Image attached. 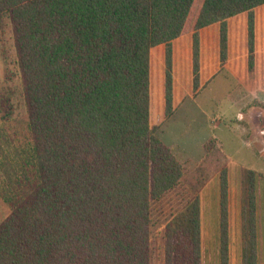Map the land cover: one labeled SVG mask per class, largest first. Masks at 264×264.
<instances>
[{
  "label": "trees",
  "instance_id": "1",
  "mask_svg": "<svg viewBox=\"0 0 264 264\" xmlns=\"http://www.w3.org/2000/svg\"><path fill=\"white\" fill-rule=\"evenodd\" d=\"M196 0H0L12 24L27 110V137L0 127V264H151V204L174 189L182 167L149 126V53L164 46V117L172 115L171 43ZM264 0H202L192 34L246 13L253 64L254 9ZM1 119L12 105L0 99ZM17 144H16V143ZM206 150L212 149L207 147ZM256 173L242 181L241 264L258 261ZM161 264H202L198 197L167 223ZM216 264H229L228 178L218 175Z\"/></svg>",
  "mask_w": 264,
  "mask_h": 264
},
{
  "label": "rangeland",
  "instance_id": "2",
  "mask_svg": "<svg viewBox=\"0 0 264 264\" xmlns=\"http://www.w3.org/2000/svg\"><path fill=\"white\" fill-rule=\"evenodd\" d=\"M201 2L195 1L180 39L181 42L187 39L190 46ZM212 28L202 33L201 68L199 64V71L202 69L208 74L207 81L199 82L193 91L194 98L185 99L169 118H165L163 113V88L160 85L163 65L156 61V51L151 54L149 126L157 129V137L170 149L183 171L179 184L151 204V264H161L162 237L167 223L197 197L201 209L202 264H216L217 175L221 167L230 173L232 182H238L236 175L239 177L241 171L242 181L245 170L256 172V213L260 218L257 252L259 263L264 262V227L260 224L264 221V11L254 20L252 66L249 65L246 22L243 24L237 19L230 27L227 25L224 64L220 63L219 56V25ZM214 28L218 33L215 60ZM4 97L10 99L12 115L8 121H3V112H0V127L15 134L16 141L22 143L27 137V110L13 28L7 17L0 28V99ZM206 144L212 149L207 151ZM242 199V192L240 198L233 187L229 264H241L239 216ZM9 213V207L0 198V223Z\"/></svg>",
  "mask_w": 264,
  "mask_h": 264
},
{
  "label": "crops",
  "instance_id": "3",
  "mask_svg": "<svg viewBox=\"0 0 264 264\" xmlns=\"http://www.w3.org/2000/svg\"><path fill=\"white\" fill-rule=\"evenodd\" d=\"M261 11H264V5H261L257 8L254 9V20L257 18V14L259 15V13H261ZM246 13H241L239 15H236L234 17H231L229 19H227V25L230 27L231 23L234 20L240 19L241 22L244 24V22H246ZM216 27V24L210 25L208 27H205L201 30H199V64H200V68L202 67L203 64V56H202V50H203V45L202 43V33L204 31H206L209 28L212 27ZM213 29V28H212ZM213 35V50H214V60H215V54H216V38H217V30L216 28H214V34ZM182 36H180L179 38L175 39L174 41H172L171 43V48H172V115L173 113L183 104L184 100L187 98H194V92L192 89V53H191V49H192V45H189V42L187 41V39H184L181 42ZM192 41V40H191ZM192 44V43H191ZM153 51H156V61L158 60L159 63L162 62L163 65V61H164V46L163 45H159L156 46L154 48H152L150 50L149 53V83H150V71H151V54L153 53ZM163 67V72H162V76H160V85H162L161 88H163V83H164V66ZM199 82L203 83L207 81V75L206 73H203V70L200 69L199 71ZM150 85V84H149ZM162 100H163V94H162ZM149 101H150V94H149ZM163 109H164V101H163ZM164 113V111H163ZM171 115V116H172ZM169 118V117H168ZM224 167H221L218 171V175L221 171V169H223ZM226 169V168H225ZM227 171V169H226ZM255 172V171H254ZM214 173V172H213ZM256 173V172H255ZM218 175H217V197H218ZM237 178L239 179L238 182H232V177L230 175V173L227 171V178H228V228H229V246H230V235H231V194H232V189L233 187L238 191L239 197L241 198V190H242V180H241V176H242V171L240 176L238 177V174L236 175ZM256 217H257V227L259 225L258 220L260 218H258L257 213H256ZM200 219H201V209H200ZM217 220H218V200H217ZM239 222L241 225V215L239 216ZM264 221H262L260 224L263 225L264 227ZM217 227H218V222H217ZM258 229V228H257ZM259 232V229H258ZM240 241H241V234H240ZM230 251V248H229ZM240 251H241V247H240ZM241 253V252H240ZM230 254V252H229Z\"/></svg>",
  "mask_w": 264,
  "mask_h": 264
}]
</instances>
